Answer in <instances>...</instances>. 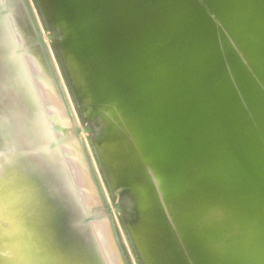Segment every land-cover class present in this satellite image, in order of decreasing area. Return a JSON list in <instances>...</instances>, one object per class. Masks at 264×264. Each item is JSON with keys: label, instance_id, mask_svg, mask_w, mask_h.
<instances>
[{"label": "bare ground", "instance_id": "bare-ground-1", "mask_svg": "<svg viewBox=\"0 0 264 264\" xmlns=\"http://www.w3.org/2000/svg\"><path fill=\"white\" fill-rule=\"evenodd\" d=\"M7 5L0 7L1 26L10 27L11 16L21 29L28 26L32 41L42 39L43 91L62 134L55 139L75 140L96 196L94 215L104 217L119 262L264 264V0H7ZM16 174L21 172L10 167L9 183ZM27 179L22 174L17 181ZM12 193L9 208L15 211L18 196ZM46 214L40 206L18 229L9 210V251L0 247L1 261L31 264L23 254L34 251L33 264L73 263L59 259L58 251L82 224L56 225L41 252L35 245L24 248L37 217ZM248 218L255 231L243 235L241 224ZM81 249L78 245L79 254Z\"/></svg>", "mask_w": 264, "mask_h": 264}, {"label": "rangeland", "instance_id": "rangeland-1", "mask_svg": "<svg viewBox=\"0 0 264 264\" xmlns=\"http://www.w3.org/2000/svg\"><path fill=\"white\" fill-rule=\"evenodd\" d=\"M7 6H8L7 5V0H2V1L0 0V7H7ZM3 12H8V9H5L4 11H2V13ZM10 17H9V20H8V21H10V22H8V23H10L9 24L10 27L8 26L9 28L8 27L6 28L5 27L6 25H3V26L0 25V45L2 44L0 46V51L2 50V52H3V53L0 52L1 53L0 54V57H1L0 58V81H6V82L8 81L9 82V80H10L9 83L7 82V92H6L7 107L11 110V112H12V114L14 116H17V117L25 120L28 123H29V121H31L30 122V126L33 127V129L36 130V132L40 131V129L37 131V126H38V128H40L41 108L44 109L43 110V117L47 118L48 126L50 125L49 126L50 128H54V137L55 138H60V137H62V134L59 131V127L57 126V124L52 119V113L50 112L52 109L49 111L51 101H50V99L47 96H45V93L43 91L45 89V86H43L44 85V77H45L44 76V72H43V66H44L43 64H44V62H43V57L41 56L40 50L38 48V42L35 41V40L32 41V39L30 37L31 33L29 31L28 26H27V28L24 27L23 29H21L19 27V24L15 20L11 21ZM213 19H215L217 21V19L215 17ZM9 33L11 35L10 38L7 37V36H9ZM18 35H19V37H18ZM2 37H3V39H2ZM9 40L15 42V47H13L9 43ZM2 41H3V43H2ZM5 42H7V43H5ZM4 43H5V45H4ZM10 45H11V47H9ZM4 46H6V47H4ZM231 46L233 47L232 49L234 50L235 46H233V44ZM18 47L20 49L15 50ZM4 48L8 49L9 52L7 50H5ZM24 49H27V50L24 51ZM34 51L37 52L39 54V56H37V54L35 55ZM16 52H17V55H16ZM6 53H7V55H6ZM8 53L9 54L11 53L12 56L11 55L8 56L9 55ZM239 53L243 57L242 52L241 51L240 52L237 51V55ZM15 55H16L17 58L19 57L18 60H17V58H15ZM242 57H240V58H242ZM27 59H28L29 62H26ZM18 63H19V65H18ZM243 63H246V62L244 61ZM28 64L33 68L34 72H36V73H34L33 70L30 67H28L29 66ZM18 67L21 70H19ZM3 68H4L5 72H3L4 71ZM28 68H30L31 71ZM16 71H18L19 74ZM20 71L22 73H20ZM4 73L6 74L5 76H4ZM13 73H15V74H13ZM7 74H9L10 76L12 74V76L9 77V75H7ZM18 75H19V77H18ZM20 77H21V79H20ZM29 77L30 78L32 77V78L30 79ZM33 80H37L36 83ZM19 81H21V82H19ZM23 82L26 84L25 86H24ZM17 84H18V86H17ZM36 84L38 85V87H37ZM29 87H30V89H27ZM27 90L30 91V92H28ZM40 90H42V91H40ZM23 92L27 96H23V94H24ZM41 92H42V95L39 94ZM25 97H26V99H25ZM27 101H28V104H27ZM26 104H27V106H26ZM34 107H36L35 110L37 109L38 111L37 110L35 111ZM33 110L35 111L36 114L34 113ZM54 113H55V110H54ZM38 122H39V124H38ZM55 133H57V135ZM72 139L73 138H70V139H59V140L63 141V142L60 143L61 145L60 144L58 145L59 147L60 146L62 147V148L60 147V149H58L59 153L61 154V160H59V161L56 160L54 154H50V162H49L48 166L42 172L43 184H42V187L39 190H37L36 186H35V189H34V184L32 182V176L28 172H21V175L23 174L25 177H29V179L25 180L24 182L20 183V180L17 181L20 178L21 175L20 174H16L15 177L17 179L14 180V182L9 183V187L11 188V192H13L12 194L18 196V202L15 205V206H18L17 210L15 209L16 207H14L15 211H13V210L11 211V209L9 208L10 212H12V216H14V218H15V219H10V220L12 222V225L14 223V225H15L14 228L18 227V229H20V226H21L22 223L26 222L27 224H29V222L31 221L30 220V216H32V217L34 216V210L40 208V206L45 207V205L48 203L49 199H56L57 200L56 204H55L56 210L51 212V211H47V209L45 208L46 212H47L45 217H44V215H40V216L37 217V220H38L37 223L32 225V228L33 227L34 228L30 232V235H28L27 241H26V239L24 241V243H25V244H23L24 248L27 247V248H31L32 249V248H34V245H35L37 247V249H35L36 252H37V250L39 252H41L42 247H44L50 241L52 233L55 230V226L56 225H62V224H64V222L65 223L66 222L67 223L70 222L69 224H73V223L81 224V222L83 220L81 222L79 220H81L83 216H86L85 220L91 218L89 220L90 222L89 221H88L89 223L87 222V226H86V223L80 225L81 227L79 228V232L74 234L72 236V238L70 239V241H78L79 242L81 240L84 243L81 246L83 247V249L86 248L87 251H82L83 249H81L80 250L82 252L81 254H79L78 250H74L73 252L70 253V252H66V249H67V247H66L65 249H61L60 251H58V257H60L59 259H62L63 262H66V263H68L69 260H72L73 261L72 264H88V259H91V258L93 260L92 264H122L121 262H119L120 259L118 257L117 252H116V249H114V248L112 249V247H114V245L111 244V240H110L111 237L109 236L110 234H109V230L107 228L108 225H107L104 217L103 216L100 217V216H95L94 215V210H96V203H94V202H96L95 201L96 196L94 195V191H93L92 186H91V184L89 182V178H88L86 169L84 168V164H82L83 162L81 160V157H79L80 156L79 155L80 152L76 148L77 147L76 143H74L75 140L74 139L72 140ZM82 140H84L83 142L86 141L84 137L82 138ZM72 141H73V143H72ZM85 144H86V142H85ZM66 148L69 149V150L67 151ZM69 157H70V159H65V158H69ZM67 160L72 161V162H70L68 164V165L72 164L70 167L68 165H66L69 162ZM80 161L82 163H80ZM63 162H67V163L64 164ZM52 163H54V164H52ZM77 163H79V164H77ZM92 163H94V162H92ZM59 164H61V165H59ZM80 165H81V167L83 169V172H84L83 175H81L82 174V172H81L82 169H81ZM68 167L71 170L72 169L73 170L71 171ZM69 173L71 175L73 173L74 176L73 175L71 176ZM71 177H74L75 180L74 179L72 180ZM73 181L74 182L76 181L77 184L74 183ZM62 182H65V184L62 183ZM62 185H64V186H62ZM75 185L78 186V189H80L81 192H80V190L77 189V186H75ZM101 187H103V186H101ZM63 188H65L66 191H64ZM60 190H61V192H60ZM70 190H71V193H70ZM103 190H104V187H103ZM11 192H10V194H11ZM67 194L70 195V196H68ZM80 194H81L82 197H84V201H85L84 205H83V198L80 197ZM42 195H45L44 198H46V199H42ZM62 195H64V196H62ZM77 195L79 197H77ZM69 199H71V200H69ZM90 199H92V201ZM105 199H107L106 196H105ZM62 200H63V202H62ZM93 200H94V202H93ZM107 201H108V204H109L108 207H109V210H110V213H111L113 211L112 210V206H110V202H109L108 199L106 200V202ZM91 202L94 203V205H93V203L91 204L93 207L95 206L94 208L91 207V205H90ZM77 204H78V206H77ZM228 208H229V212H232V209L229 206H228ZM65 210H66V212L68 211L67 212L68 220L67 219L59 220L58 218H57V220H55L54 214L55 213H59V212H63ZM71 210H73L74 212L73 211L71 212ZM81 211H82V214L78 213V212H81ZM77 215L80 216V218ZM112 215H113V217L116 216L114 214V211L112 212L111 216ZM229 215H230V217L233 218V216L231 214H229ZM75 217L77 218V220H76ZM72 218H74V219H72ZM116 218H114V219H116ZM43 219L45 220V222H43L45 224L43 225V228L39 229V231H38V224L42 225V220ZM15 220L17 221L18 224L15 223ZM97 220H99V222ZM251 220L249 219V220L243 221V223L241 224L242 228L240 230L241 234H243V235L247 234L248 235V234L251 233V231H255V229H254L255 225L253 224L254 221L251 222ZM8 221H9V219H8ZM116 222H117V220H116ZM19 223H20V226H18ZM92 223H96V224L100 223L99 224L100 226H102V224H103V227H101L102 228L101 229V228H99L100 227L99 226L98 229L96 230L93 227ZM105 224H106V226H105ZM91 226L93 227L92 231H91V228H92ZM88 231H90V232H88ZM93 231L95 233H93ZM100 236L103 239H101ZM96 237H97V239H96ZM101 240H104V241H101ZM100 249L101 250L105 249V250L103 252ZM7 251H9V249H7ZM42 254H44V251H42ZM23 255L25 257H28L25 260H28V262L31 263V264L34 263V259H36V256H37V255L35 256L34 251L30 252L29 254L24 253ZM65 255H66V258L65 257L61 258L62 256H65ZM48 256L49 255L47 254L46 257H48ZM107 258H108V260H107ZM0 261H1V257H0ZM131 262H133L132 259H131Z\"/></svg>", "mask_w": 264, "mask_h": 264}, {"label": "snow or ice", "instance_id": "snow-or-ice-1", "mask_svg": "<svg viewBox=\"0 0 264 264\" xmlns=\"http://www.w3.org/2000/svg\"><path fill=\"white\" fill-rule=\"evenodd\" d=\"M49 39L55 41L56 37L50 35ZM9 43L15 47L14 41L9 40ZM6 92L7 82L0 81V218L4 221L0 225V228L4 229L0 231V247H3L4 251H7L8 245L6 229L10 196L9 168H15L18 172H28L32 176L33 184L39 190L43 184L42 172L50 162V154H54L56 160H61L58 145L63 142L55 139L54 129L48 126L47 118L43 117L42 108L39 132L34 131L25 120L14 116L7 107ZM74 131L77 135L79 134L78 129ZM85 131L90 133L91 130L86 127ZM76 249H78L76 241H69L67 250L71 253ZM0 264H8L7 259L0 261Z\"/></svg>", "mask_w": 264, "mask_h": 264}, {"label": "water", "instance_id": "water-1", "mask_svg": "<svg viewBox=\"0 0 264 264\" xmlns=\"http://www.w3.org/2000/svg\"><path fill=\"white\" fill-rule=\"evenodd\" d=\"M25 5V4H24ZM25 8H26V6H25ZM27 9V8H26ZM4 13V12H3ZM7 13V12H6ZM51 34L49 33L48 34V38H49V36H50ZM37 42H38V44L40 45V46H42V39H37ZM80 133V132H79ZM77 135V134H76ZM56 199L54 200V199H49V201H48V203L45 205V207L44 208H46L47 209V211H54L53 210V207L55 206V204H56ZM55 210H56V207H55ZM68 212V211H67ZM67 212H66V210L65 211H63V212H59V213H55L54 214V218H55V220H57V218L59 219V220H62V219H68L67 217H68V215H67ZM58 216V217H57ZM90 219H86V220H83L82 222H81V224H83V223H86V222H88ZM80 225V224H79ZM80 228V227H79ZM79 228H78V230L76 231V232H74V234H76L77 232H79ZM73 233H72V235L70 236V239L72 238V236L74 235ZM76 243H77V245H79V246H81V245H83L84 243L80 240L79 242L78 241H76ZM66 252H69L67 249H66ZM67 255V254H66Z\"/></svg>", "mask_w": 264, "mask_h": 264}]
</instances>
